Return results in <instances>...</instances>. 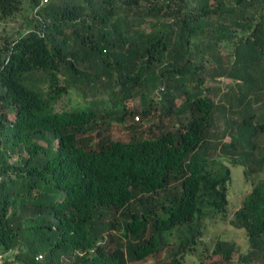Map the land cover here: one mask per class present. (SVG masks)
<instances>
[{"label": "trees", "instance_id": "trees-1", "mask_svg": "<svg viewBox=\"0 0 264 264\" xmlns=\"http://www.w3.org/2000/svg\"><path fill=\"white\" fill-rule=\"evenodd\" d=\"M2 22L9 263L264 264V0H0ZM229 163L252 184L229 220L248 248L211 252Z\"/></svg>", "mask_w": 264, "mask_h": 264}, {"label": "rangeland", "instance_id": "rangeland-1", "mask_svg": "<svg viewBox=\"0 0 264 264\" xmlns=\"http://www.w3.org/2000/svg\"><path fill=\"white\" fill-rule=\"evenodd\" d=\"M13 25L6 24L2 22L0 24V33L2 30H11ZM40 77L44 80V76L40 75ZM114 136L116 138H125L122 132V127L118 122H115L114 124ZM224 158H227V156H224ZM225 159V161L227 160ZM227 162V161H226ZM228 163V162H227ZM232 170V179L229 184V207L226 212L227 217L225 219H222L220 217L215 218H208L205 222V226L203 229V235L201 239L199 240V243L201 245V248H209L211 252H213L214 247L216 245V242L220 238H226V239H234L238 247H240L241 250L245 251L248 248V240L246 239L245 233L242 231H236L234 230L229 220L233 218L235 211L242 205V201L244 197L250 192L252 188L251 180L247 179L244 175V166L241 165H231ZM116 236L120 234V231H116ZM178 239V234L176 231L173 233H167L165 236V240L169 242L170 244H173ZM163 259H167V256L163 254ZM185 261L188 264H198L197 258L191 255H187L185 258ZM132 264V263H131ZM136 264H157L155 258H148L145 262H138Z\"/></svg>", "mask_w": 264, "mask_h": 264}, {"label": "built area", "instance_id": "built-area-1", "mask_svg": "<svg viewBox=\"0 0 264 264\" xmlns=\"http://www.w3.org/2000/svg\"><path fill=\"white\" fill-rule=\"evenodd\" d=\"M43 4L49 2V0H41ZM7 256L5 254L0 253V264H11L7 261Z\"/></svg>", "mask_w": 264, "mask_h": 264}, {"label": "clouds", "instance_id": "clouds-1", "mask_svg": "<svg viewBox=\"0 0 264 264\" xmlns=\"http://www.w3.org/2000/svg\"><path fill=\"white\" fill-rule=\"evenodd\" d=\"M8 255V254H7ZM44 258V255H43V253H39L38 255H37V257H36V259H38V260H42Z\"/></svg>", "mask_w": 264, "mask_h": 264}]
</instances>
